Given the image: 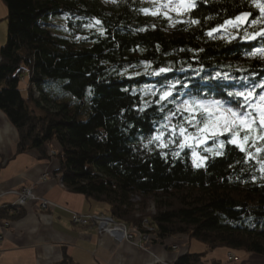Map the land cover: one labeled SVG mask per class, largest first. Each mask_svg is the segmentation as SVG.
Here are the masks:
<instances>
[{"label": "trees", "instance_id": "obj_1", "mask_svg": "<svg viewBox=\"0 0 264 264\" xmlns=\"http://www.w3.org/2000/svg\"><path fill=\"white\" fill-rule=\"evenodd\" d=\"M1 1L0 110L18 132L17 153L44 156L57 142L51 154L63 186L101 204L134 237L204 244L174 264H203L217 248L264 258L259 129L225 131L202 109L182 108L219 101L225 115L256 114L235 93L252 92V105L264 94V0H193L172 20L142 11L140 0ZM244 14L245 24L236 19ZM165 91L172 95L161 100ZM198 136V146L183 144ZM22 215L20 205L0 207V217Z\"/></svg>", "mask_w": 264, "mask_h": 264}, {"label": "crops", "instance_id": "obj_2", "mask_svg": "<svg viewBox=\"0 0 264 264\" xmlns=\"http://www.w3.org/2000/svg\"><path fill=\"white\" fill-rule=\"evenodd\" d=\"M6 14L0 0V46L6 39ZM23 80L26 86V79ZM17 142L16 128L0 110V207L17 205L18 193L24 187L35 194L34 199L20 205L21 217H0V264H55L64 259L63 264H174L182 254L205 252L203 243L184 235L172 237L164 244L145 243L140 247L136 240L115 239L108 233L98 236L95 223L75 224L74 214L102 212V205L63 186L58 162L51 154L59 150V144L49 143L42 156L36 150L17 153ZM42 201L45 207H41ZM70 242L84 247L94 243L95 252L89 255L82 249H64L62 244ZM230 251H208L203 264L212 259L224 263ZM237 254L239 264H264L254 254Z\"/></svg>", "mask_w": 264, "mask_h": 264}, {"label": "snow or ice", "instance_id": "obj_3", "mask_svg": "<svg viewBox=\"0 0 264 264\" xmlns=\"http://www.w3.org/2000/svg\"><path fill=\"white\" fill-rule=\"evenodd\" d=\"M115 2V0H113ZM195 5L194 3L191 2V0H188L186 3L185 0H180V8H185V9H191ZM258 7L261 8V11L264 12V5H258ZM179 10V9H178ZM142 11L147 12L148 10L142 9ZM248 14H244V17H237V20H242L246 18ZM199 21H192V23H198ZM99 23V21H97ZM226 24H231L232 21L228 20L225 21ZM223 27V26H221ZM218 29H213L212 31H217ZM212 31L208 33V35H212ZM264 34L262 33H257V35ZM167 69H160V72H165ZM172 93L170 91H165L160 99L164 100L167 99L169 96H171ZM237 96H241L244 98L245 102H247L250 106H252L255 110V115L252 112H244V113H238L237 111H234L231 108H228L227 115H225L223 112L220 111V102L219 101H213L211 104H205L204 102H193V103H186L185 105H182V108L184 111L188 112H194L196 109H202L203 112H207L209 114V118L211 119L213 116L216 117L214 121L215 126H222L225 131H229L232 128H239V127H244L248 129L249 132H255L257 131V128L260 131V135L258 139L264 141V95L259 96V103L252 105L250 98L253 97L252 92H238L235 93ZM179 110V109H178ZM196 117L195 115H192L191 120H189V123L191 124L193 121H195ZM220 121H223L222 125L220 124ZM207 123L205 124V128L203 129L204 131L207 130ZM173 131H175V126L173 127ZM180 134L184 135L186 132V129L184 127H180L179 129ZM187 138V137H186ZM155 140H160V136L154 137ZM245 141L249 139L248 134H245L243 137ZM151 142V141H150ZM231 143L235 144L237 141L235 139H232L230 141ZM164 147H167V145H163ZM223 145H221L222 147ZM181 147H183V144H181ZM241 150H243V145H240ZM257 151H260V149H257ZM219 154V153H218Z\"/></svg>", "mask_w": 264, "mask_h": 264}, {"label": "rangeland", "instance_id": "obj_4", "mask_svg": "<svg viewBox=\"0 0 264 264\" xmlns=\"http://www.w3.org/2000/svg\"><path fill=\"white\" fill-rule=\"evenodd\" d=\"M140 1H141L142 5L145 7L144 9L148 10L147 12H149L150 14L152 13L153 15L156 14V13H160L164 18H166L168 20H172V19L176 18L179 14H181L184 10H186L185 8H180L179 7L180 0H140ZM185 2L187 3L188 0H185ZM191 2H193V0H191ZM235 23H236V21L234 20V21H232L231 24H227V26L229 25L230 27H233L235 25ZM262 32H264V30H262L259 33H262ZM20 87L22 89L25 88L24 80L21 81ZM36 96L37 95L35 94L34 97H36ZM259 96H261V95H259ZM220 111L223 112V113L225 112L223 107L220 108ZM214 128L217 129V127H214ZM204 139H205V137H203V136L192 137V138H188V139H186V137H185V139L183 140V144L186 143L187 145L189 144L191 146L192 145H195V146L197 145L198 146L200 143H202V141ZM235 140L237 141V139H235ZM237 144H238V142H237ZM195 158H197V156H195ZM60 180H61V178H60ZM100 210H102L103 213L101 211L96 212V213L94 212V213L98 214V215L107 216V215L104 214L105 211H104L103 206H101ZM89 214H93V213H89ZM113 222L116 223L117 225L120 224V223H118V222H116L114 220H113ZM92 223H94V222H92ZM120 225H122V224H120ZM107 229H109V227H107ZM98 230H99V227H98ZM104 233H107V232L103 231L102 234H104ZM102 234H100V235H102ZM128 240L131 241V239H128ZM145 243L147 244L148 241H140L139 242V246L140 247H144ZM62 245H63L64 249L71 250L70 248H78L76 250H80V251L83 250L85 253H88L89 255H93L94 252H95L94 251L92 254H90L88 252L87 248L82 246V245H78L77 246V245H73V244H69V243H63ZM80 247H83V248H80ZM231 252H233V251H231ZM254 255L255 256H259V255H256V254H254ZM237 256H238V263L237 264H239V262H240L239 255H237ZM259 257L262 259V261H264V258L262 256H259ZM224 264H226V260L224 261Z\"/></svg>", "mask_w": 264, "mask_h": 264}, {"label": "built area", "instance_id": "obj_5", "mask_svg": "<svg viewBox=\"0 0 264 264\" xmlns=\"http://www.w3.org/2000/svg\"><path fill=\"white\" fill-rule=\"evenodd\" d=\"M35 94L37 95L38 93L35 92ZM35 198V194L32 191L31 188L28 187H24L23 190L21 192L18 193V199H17V205H23L25 203V201L27 199H34ZM41 207H45L46 203L45 201H42L41 203ZM72 221L75 224H87L89 222H94L97 227H99V230L97 231V235H100L104 232H107L110 235L115 234V227H121L122 228V238H126V239H131V240H136L137 242L140 241H148V237L145 235L143 237H141L139 239V237H134L132 232H128L126 230V228L123 225L120 224H116L113 222V220L108 217V216H104V215H98V214H74L72 217ZM107 227H109V229H107ZM69 244H73L74 243H69ZM78 246V245H77ZM83 248V247H80ZM87 250L90 254H92L95 251V244H91L88 245ZM73 249H78V248H73ZM238 254L236 252H229L227 257H226V264H237L238 263Z\"/></svg>", "mask_w": 264, "mask_h": 264}, {"label": "bare ground", "instance_id": "obj_6", "mask_svg": "<svg viewBox=\"0 0 264 264\" xmlns=\"http://www.w3.org/2000/svg\"><path fill=\"white\" fill-rule=\"evenodd\" d=\"M122 228L121 227H115V234L111 235L112 237H114L115 239H123L122 237ZM100 236V235H98Z\"/></svg>", "mask_w": 264, "mask_h": 264}, {"label": "water", "instance_id": "obj_7", "mask_svg": "<svg viewBox=\"0 0 264 264\" xmlns=\"http://www.w3.org/2000/svg\"><path fill=\"white\" fill-rule=\"evenodd\" d=\"M244 17V16H242ZM247 18L242 19V22L245 24Z\"/></svg>", "mask_w": 264, "mask_h": 264}]
</instances>
